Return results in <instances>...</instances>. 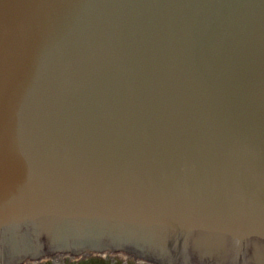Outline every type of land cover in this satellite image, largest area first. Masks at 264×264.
I'll list each match as a JSON object with an SVG mask.
<instances>
[{"label": "water", "instance_id": "95a60500", "mask_svg": "<svg viewBox=\"0 0 264 264\" xmlns=\"http://www.w3.org/2000/svg\"><path fill=\"white\" fill-rule=\"evenodd\" d=\"M102 248L264 264V0H0V263Z\"/></svg>", "mask_w": 264, "mask_h": 264}, {"label": "flooded vegetation", "instance_id": "af4514ba", "mask_svg": "<svg viewBox=\"0 0 264 264\" xmlns=\"http://www.w3.org/2000/svg\"><path fill=\"white\" fill-rule=\"evenodd\" d=\"M65 254L61 258H55V253L40 256L38 258H30L32 262H27L24 259L18 264H169L164 261L148 259L145 257L135 256L128 252H80L81 255L63 251ZM29 258V257H28ZM26 259V258H25Z\"/></svg>", "mask_w": 264, "mask_h": 264}, {"label": "rangeland", "instance_id": "374dc122", "mask_svg": "<svg viewBox=\"0 0 264 264\" xmlns=\"http://www.w3.org/2000/svg\"><path fill=\"white\" fill-rule=\"evenodd\" d=\"M126 252L125 250H121V249H117V250H115V252ZM91 252H97V251H91ZM55 253V252H54ZM64 252H62V251H57V253H55V258H61V257H63L64 256ZM78 254V253H77ZM81 254H83V253H79V255H81ZM134 255V254H133ZM29 256L27 255L26 256V259H24L25 261H27V262H32L33 263V261H32V259H30V258H28ZM44 258H46L45 256H44ZM14 261H12V262H10V264H18V263H13ZM1 264V263H0Z\"/></svg>", "mask_w": 264, "mask_h": 264}, {"label": "bare ground", "instance_id": "6f19581e", "mask_svg": "<svg viewBox=\"0 0 264 264\" xmlns=\"http://www.w3.org/2000/svg\"><path fill=\"white\" fill-rule=\"evenodd\" d=\"M91 251H103V252H109V253H113L115 252V250L109 249V248H102L100 250H91ZM90 252V251H89ZM117 252V251H116Z\"/></svg>", "mask_w": 264, "mask_h": 264}]
</instances>
